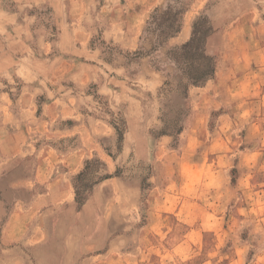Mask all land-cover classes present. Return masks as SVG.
<instances>
[{
	"label": "rangeland",
	"instance_id": "rangeland-1",
	"mask_svg": "<svg viewBox=\"0 0 264 264\" xmlns=\"http://www.w3.org/2000/svg\"><path fill=\"white\" fill-rule=\"evenodd\" d=\"M102 5L87 22L93 61L55 45L48 5L0 0L20 14L0 32V226L29 197L10 183L32 180L37 156L57 158L71 194L18 262L0 243V264H264V0H163L136 51L102 36ZM195 21L214 67L202 85L186 78L201 52L173 49ZM81 63L97 67L83 79Z\"/></svg>",
	"mask_w": 264,
	"mask_h": 264
},
{
	"label": "crops",
	"instance_id": "crops-1",
	"mask_svg": "<svg viewBox=\"0 0 264 264\" xmlns=\"http://www.w3.org/2000/svg\"><path fill=\"white\" fill-rule=\"evenodd\" d=\"M12 1L23 6L40 7L48 5L52 9L58 24V40L55 45L61 51H78L86 59L93 61L96 59L98 61L96 51L89 47V39L85 36L88 35L89 30L87 22L94 19L91 13L98 14L99 5L103 4L102 11L109 10L104 28L101 30L102 36L118 43L128 51H136L146 19L151 10L163 0H103L102 3L99 0ZM19 17V13L0 10V32H9L10 26L15 24V22L18 25ZM95 19H99V14ZM2 38L6 39L3 36ZM4 51L6 50L4 49ZM8 53L6 51L5 54ZM10 57L13 60L12 56ZM7 60H9L7 56L4 58L0 57V74H4L5 71L8 72L6 63L3 62ZM96 67L97 65L81 63L82 78H87L89 70H94ZM65 69H67L66 64ZM111 69L117 75L124 74V67L121 65H116ZM39 75L41 74L39 73ZM114 79L118 81L117 78ZM118 83H121V81H118ZM67 99L71 100L72 98L70 96L55 97L50 107L54 108V110L56 109V113L58 111L64 113L66 110L57 109V106L62 104L61 101L66 102ZM56 163L57 158L52 159L49 156L48 159L47 157L37 156L34 162L32 180L27 179L20 180L17 183H10L12 188L21 189L29 197H15L0 226V243L15 246L14 249L10 247V249L6 250L9 255L1 257V260L6 259L11 262H18L22 257L14 252L17 246L43 242L47 237L44 225L45 216L71 195L69 188L62 182L61 176L53 172Z\"/></svg>",
	"mask_w": 264,
	"mask_h": 264
},
{
	"label": "trees",
	"instance_id": "trees-1",
	"mask_svg": "<svg viewBox=\"0 0 264 264\" xmlns=\"http://www.w3.org/2000/svg\"><path fill=\"white\" fill-rule=\"evenodd\" d=\"M157 8L154 10V12L151 14L150 18H154L155 16V12H157ZM171 26V24H170ZM178 30V29H177ZM175 30V32L177 31ZM173 35V33H162L161 35L157 36V39H163V41H166L169 37H171ZM204 37H199L198 36V27H197V21H195L192 25V31H191V35L190 38L183 44L173 47V49L175 50H180L181 56L187 52L188 50H195V51H200L202 57L205 58V60L208 61L207 64H205L202 68H199L197 73L195 75H187V81L188 84H192V85H202L204 84V82L208 79L211 78L213 76L214 73V67L212 66V64L209 62L210 58L206 55H204L205 53V49L203 47V41ZM173 49H169L168 54L173 51ZM89 162H86V167L80 172L78 173L76 178H80L81 176L84 175L85 170L87 168V164ZM74 188H75V201L79 200V198L81 199V196H79V192L77 189V185L74 184ZM79 202V201H78Z\"/></svg>",
	"mask_w": 264,
	"mask_h": 264
}]
</instances>
